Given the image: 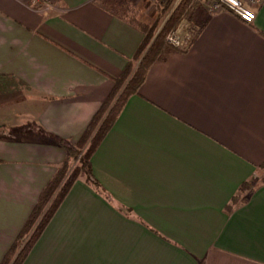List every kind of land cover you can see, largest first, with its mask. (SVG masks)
Instances as JSON below:
<instances>
[{"label": "crops", "instance_id": "obj_1", "mask_svg": "<svg viewBox=\"0 0 264 264\" xmlns=\"http://www.w3.org/2000/svg\"><path fill=\"white\" fill-rule=\"evenodd\" d=\"M204 2L92 155L102 194L76 180L21 264H264V0L251 24ZM52 3L0 0V106L25 103L0 108V262L67 158L56 142L78 141L143 39L95 0Z\"/></svg>", "mask_w": 264, "mask_h": 264}, {"label": "trees", "instance_id": "obj_2", "mask_svg": "<svg viewBox=\"0 0 264 264\" xmlns=\"http://www.w3.org/2000/svg\"><path fill=\"white\" fill-rule=\"evenodd\" d=\"M200 1L178 0L174 5L175 0H157L155 19L152 22H144L138 18V9L131 0H95L101 7L140 31L143 39L132 61L128 62L121 75L114 79L112 90L94 113L78 141L73 145L56 142L66 150L67 158L58 165L53 176L42 188L33 209L0 264L22 263L76 180L81 179L94 191L102 194L100 185L92 174V155L113 126L127 99L137 94L150 66L156 60L164 59L168 53L182 50L169 45L165 36L175 30L182 21H189ZM164 19L165 22L157 33ZM191 40L192 38L189 42ZM5 132L8 130L0 127V136H4ZM253 188L252 181L243 183L230 202V208L245 202ZM23 240L25 243L20 248Z\"/></svg>", "mask_w": 264, "mask_h": 264}, {"label": "built area", "instance_id": "obj_3", "mask_svg": "<svg viewBox=\"0 0 264 264\" xmlns=\"http://www.w3.org/2000/svg\"><path fill=\"white\" fill-rule=\"evenodd\" d=\"M32 7L49 10L52 7V0H22ZM157 1V0H155ZM167 2L169 0H160ZM178 0H175L174 5ZM206 9L213 13L220 10H226L233 16L238 18L244 24H251L254 20L253 8L259 4L261 0H204ZM192 35L190 32L181 31L179 27L170 31L165 36V41L174 48L184 49Z\"/></svg>", "mask_w": 264, "mask_h": 264}, {"label": "rangeland", "instance_id": "obj_4", "mask_svg": "<svg viewBox=\"0 0 264 264\" xmlns=\"http://www.w3.org/2000/svg\"><path fill=\"white\" fill-rule=\"evenodd\" d=\"M156 15H157V10H156V13H155V16H154V18L152 19V20H150V22H152L154 19H155V17H156ZM161 24L162 23H160V26L158 27V29L161 27ZM158 31V30H157ZM5 100V99H4ZM12 101L10 102V103H1V106H0V108H2V107H4L5 109H11V110H14V109H21V107L23 106V105H25V103L24 102H21V104H19V102H18V100L15 98V97H13L12 99H11ZM8 102V101H7ZM28 117H30V116H25L24 115V113H20V115L18 114L17 116H16V121H21L23 124L25 123L26 124V126L28 125L29 126V122H30V118H28ZM27 238V237H26ZM25 240V239H24ZM24 240L20 243V245H19V247L21 248L23 245H24Z\"/></svg>", "mask_w": 264, "mask_h": 264}, {"label": "water", "instance_id": "obj_5", "mask_svg": "<svg viewBox=\"0 0 264 264\" xmlns=\"http://www.w3.org/2000/svg\"><path fill=\"white\" fill-rule=\"evenodd\" d=\"M164 22H165V21H164ZM164 22H163V24H164ZM163 24L161 25V27L163 26ZM161 27H160V28H161ZM160 28H159V30H160ZM159 30H158V31H159ZM158 31H157V33H158Z\"/></svg>", "mask_w": 264, "mask_h": 264}]
</instances>
